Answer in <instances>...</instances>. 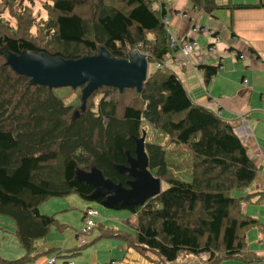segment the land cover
Listing matches in <instances>:
<instances>
[{
    "label": "trees",
    "instance_id": "1",
    "mask_svg": "<svg viewBox=\"0 0 264 264\" xmlns=\"http://www.w3.org/2000/svg\"><path fill=\"white\" fill-rule=\"evenodd\" d=\"M36 1L0 0V216L14 222L26 250L23 259H34L35 243L60 226L54 215L40 212L42 203L71 194L98 204L108 199L96 196V187L83 174L95 170L129 187L131 178L121 168L135 157L147 124L154 130L152 137L145 136L148 171L167 187L142 205H116L113 209L133 215V221L126 220L133 234L103 228L102 237L155 255L152 264H179L183 255H204L205 264L259 260L248 250L247 236L259 222L243 211L248 197L232 196L256 179L257 164L233 123L194 103L174 72L162 66L149 72L141 91L102 86L83 109L85 85L71 87L79 101L67 104L55 88L14 69L12 56L78 60L102 48L125 60L132 50H142L150 62L162 64L173 51L166 9H155L154 0H40L45 18L39 19ZM188 1L210 15L225 8L216 0ZM219 67L199 66L206 84ZM173 145L192 153L190 182L175 177L179 163L171 159Z\"/></svg>",
    "mask_w": 264,
    "mask_h": 264
},
{
    "label": "crops",
    "instance_id": "2",
    "mask_svg": "<svg viewBox=\"0 0 264 264\" xmlns=\"http://www.w3.org/2000/svg\"><path fill=\"white\" fill-rule=\"evenodd\" d=\"M154 1L155 9H166L165 23L170 36L175 38L173 51L164 59L162 67L179 77L194 103L233 123L236 134L257 164L256 179L247 188L237 191V194L232 196L248 197L243 203V211L259 222L258 226L247 231L248 250L259 257V260L251 261L250 264H262L264 262V7L231 9L228 6H255L264 3V0H216L225 8L217 10L213 15L195 9L188 0ZM179 13H186L188 16L181 18ZM197 25L213 31L214 35L195 32L193 28ZM149 38L152 39L153 35ZM187 40L198 43L204 56L203 63H198L195 58L186 60L181 57L180 45ZM177 58L179 60H176ZM203 64L220 66L208 84L205 83L204 72L199 69ZM152 65V71L159 67L156 63L150 62L149 69ZM245 80L247 83H244ZM172 148L180 149L175 145ZM260 150L263 152L262 157L258 156ZM53 200L55 198L42 203L39 207L40 212L54 215L63 228L52 226L50 234L35 243L36 256L32 260L23 259L26 257V250L17 239L14 222L0 217V264L6 262L45 264L51 254L57 255L60 259H72L75 264L113 262L152 264L151 260L158 259L150 253L147 256L138 253L119 238L102 237V229L107 228L103 226L107 220H103L102 215L98 218V226L87 233L88 240L81 245L77 244L80 242L78 233L83 225L78 230L74 229L75 224L69 206ZM95 206L97 205L94 203L86 205L81 213L82 221L85 210ZM86 243L88 245H85ZM49 250L53 251L49 252ZM21 259L25 262L16 263ZM205 259L206 257L201 255L195 258L194 264H205Z\"/></svg>",
    "mask_w": 264,
    "mask_h": 264
},
{
    "label": "water",
    "instance_id": "3",
    "mask_svg": "<svg viewBox=\"0 0 264 264\" xmlns=\"http://www.w3.org/2000/svg\"><path fill=\"white\" fill-rule=\"evenodd\" d=\"M14 69L28 75L41 85L49 88L79 87L85 85L82 92V108L85 109L88 97L102 86H112L119 90L137 88L141 91L149 75V59L144 53L132 50L130 59H115L102 48L95 56L78 60H64L55 57L27 53L18 57ZM145 134L136 142V155L128 159L129 165L121 172L131 178L126 188L106 180L98 171L83 174V178L96 187L97 195H108L104 205L114 208L122 205L138 206L148 199L158 196L162 180L149 173V159L145 152Z\"/></svg>",
    "mask_w": 264,
    "mask_h": 264
},
{
    "label": "rangeland",
    "instance_id": "4",
    "mask_svg": "<svg viewBox=\"0 0 264 264\" xmlns=\"http://www.w3.org/2000/svg\"><path fill=\"white\" fill-rule=\"evenodd\" d=\"M33 8H34L35 13L40 14L38 16L39 19L45 18L43 9H42V2L40 0H37L35 2V5H33ZM138 52L142 54L141 50H138ZM15 57H18V56H15ZM12 62H13V65L16 64L15 58ZM152 69H153V65L150 66V69H149L150 73L152 72ZM55 92L67 104H76L79 101V92L75 91V89L71 87L55 88ZM101 96H102V93L99 94L97 97H95L94 103L97 104ZM142 129H143V133L147 136V139H149L150 137L154 135V130L151 129L147 124H144ZM170 155H171L172 160L179 163V167L175 169V177L182 179L184 181L190 182L192 180V176H191L192 153L186 147L181 146L180 149L175 150ZM164 187H167V185H165V183H162V188ZM232 194L235 196V194H237V191L236 190L233 191ZM53 201L61 202L69 206L68 209H69V212H71V218L75 224V227H73L74 229L78 230L83 225L81 213L86 207V205L87 204L93 205L94 203L97 205L95 207L99 208V211H100V214L102 215L103 220L104 219L107 220L103 223L104 227H107V228L113 227L117 229L120 228V229H123L122 231H124L125 229L126 231L133 234V229L127 224L126 220L130 219L131 221H133L134 217L128 210H116V209L108 208L104 204H98L95 202L87 201L81 198V196H79L78 194H71L65 197H57ZM0 217L10 219L4 216H0ZM87 237L88 236H86V240H88ZM87 243L85 245H88ZM77 244L81 245V242H78ZM177 261L179 264H183V263L184 264H194L195 258L193 255H183V257L179 258ZM151 262L154 263L153 260H151ZM157 263L158 261H156V264ZM229 263L230 264H240V263L250 264V262H244V261L236 260V259H227L223 264H229ZM160 264H163V263H160ZM262 264H264V262Z\"/></svg>",
    "mask_w": 264,
    "mask_h": 264
},
{
    "label": "built area",
    "instance_id": "5",
    "mask_svg": "<svg viewBox=\"0 0 264 264\" xmlns=\"http://www.w3.org/2000/svg\"><path fill=\"white\" fill-rule=\"evenodd\" d=\"M178 15L181 18L188 16L186 13H179ZM164 21H165V18H164ZM193 30L197 33L198 32H207L210 36L214 35L213 31H210L207 28L201 27L198 25L194 26ZM174 41H175V38L173 36H170V46L171 47L174 46ZM180 51H181V57L185 58L186 60L187 59L191 60V58H195L198 63H203V61H204V56L201 52V49L198 46V43L194 40L184 41L180 45ZM142 53H144V52L142 51ZM176 60H179V58H177ZM162 65H163V63L162 64L157 63V66H159V67ZM244 83H247V80H245ZM258 156L259 157L263 156L262 150H260L258 152ZM83 217H84L83 218L84 224H83L82 229L78 233V240L81 243H85L87 233L98 226V218L101 217V214H100V211L98 208L88 207L85 210ZM45 264H75V262L72 259H60L57 255L51 254L47 257ZM111 264H116V262H113Z\"/></svg>",
    "mask_w": 264,
    "mask_h": 264
}]
</instances>
